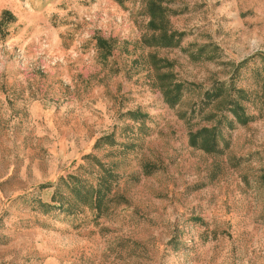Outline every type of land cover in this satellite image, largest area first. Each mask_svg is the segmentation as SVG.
<instances>
[{
	"label": "rangeland",
	"instance_id": "rangeland-1",
	"mask_svg": "<svg viewBox=\"0 0 264 264\" xmlns=\"http://www.w3.org/2000/svg\"><path fill=\"white\" fill-rule=\"evenodd\" d=\"M0 264H264V0H0Z\"/></svg>",
	"mask_w": 264,
	"mask_h": 264
},
{
	"label": "trees",
	"instance_id": "trees-1",
	"mask_svg": "<svg viewBox=\"0 0 264 264\" xmlns=\"http://www.w3.org/2000/svg\"><path fill=\"white\" fill-rule=\"evenodd\" d=\"M176 36H179V34H163L161 37H157L154 40L158 42H163L162 44L164 46H174L178 42ZM182 90H183V85H175L171 89H167L164 91V96L168 104L171 106H175L178 104L181 100L182 97ZM232 112L234 116L237 118L240 124L245 125L247 124L250 120L251 117L249 115H246L244 112L243 107L240 105L232 102ZM217 129H208V128H203L196 133H190V143L194 147L199 146V138L203 139L204 137L210 136L206 138V142H203L202 145L200 146L201 148H205L208 151H213L217 148V145L215 143V139L217 136ZM101 199V195L99 190L97 189V197H96V202Z\"/></svg>",
	"mask_w": 264,
	"mask_h": 264
}]
</instances>
